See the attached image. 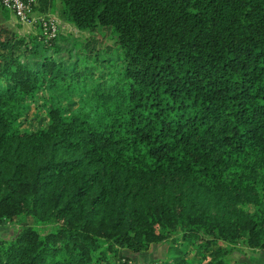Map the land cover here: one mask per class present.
Returning <instances> with one entry per match:
<instances>
[{
  "label": "trees",
  "instance_id": "1",
  "mask_svg": "<svg viewBox=\"0 0 264 264\" xmlns=\"http://www.w3.org/2000/svg\"><path fill=\"white\" fill-rule=\"evenodd\" d=\"M58 4L111 46L0 6V264H249L225 247L264 251V0Z\"/></svg>",
  "mask_w": 264,
  "mask_h": 264
},
{
  "label": "rangeland",
  "instance_id": "2",
  "mask_svg": "<svg viewBox=\"0 0 264 264\" xmlns=\"http://www.w3.org/2000/svg\"><path fill=\"white\" fill-rule=\"evenodd\" d=\"M56 6L58 7V0H55ZM60 20V19H59ZM59 35L63 37H68L72 40H74L76 43H82L91 41L93 46L95 48H104L106 46H111V41L109 40L107 31L99 30L93 34H87L76 31L74 27L71 25L64 26L61 24L62 21H59ZM1 23V22H0ZM2 24V23H1ZM3 24L11 27L16 33L19 35H29V36H36L38 33H40V29L37 24H29V25H21L16 23L12 18L6 22H3ZM32 116V113L29 112V114L26 115V118H30ZM42 123L40 120L35 119L32 121L31 128L39 127ZM19 224L11 225V224H1L0 225V238H9L12 236L15 229H17ZM225 247V245H224ZM231 250V257H233L235 260H238V262H246L249 264H264V251L257 252L254 250H250L246 247H243L239 244H234L230 247ZM125 252V251H124ZM126 253V252H125ZM127 254V253H126ZM167 252H166V245H158L151 247L148 251H146L144 254L141 255H134L132 256V263L133 264H144L150 260L153 259H164L166 258ZM197 259V256L195 255L194 251H189L186 256L184 257V260L186 264H193V262Z\"/></svg>",
  "mask_w": 264,
  "mask_h": 264
},
{
  "label": "built area",
  "instance_id": "3",
  "mask_svg": "<svg viewBox=\"0 0 264 264\" xmlns=\"http://www.w3.org/2000/svg\"><path fill=\"white\" fill-rule=\"evenodd\" d=\"M37 0H0V6L7 10L18 24H37L45 40L53 39L59 29L58 19L50 15H33Z\"/></svg>",
  "mask_w": 264,
  "mask_h": 264
},
{
  "label": "crops",
  "instance_id": "4",
  "mask_svg": "<svg viewBox=\"0 0 264 264\" xmlns=\"http://www.w3.org/2000/svg\"><path fill=\"white\" fill-rule=\"evenodd\" d=\"M37 1H39V0H37ZM52 1H53V3L51 5V7H49L50 5L48 6L50 9L47 8L46 11H43V12L39 9L40 8V4H38L39 2H37V6H36V9L33 12V15L34 16H37V15H50V16H54L55 18H57L59 20L57 12H56L57 6H56V3H55V0H52ZM10 19H11V16H9V20ZM61 24L64 25V26H69V24H66L64 22H61Z\"/></svg>",
  "mask_w": 264,
  "mask_h": 264
}]
</instances>
